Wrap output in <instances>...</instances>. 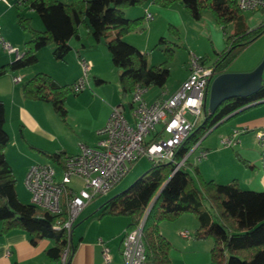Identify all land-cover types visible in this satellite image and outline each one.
I'll return each instance as SVG.
<instances>
[{"label":"trees","instance_id":"16d2710c","mask_svg":"<svg viewBox=\"0 0 264 264\" xmlns=\"http://www.w3.org/2000/svg\"><path fill=\"white\" fill-rule=\"evenodd\" d=\"M146 1L16 0L18 10L23 7L33 11L44 28L34 29L29 17L21 12L18 14L17 25L29 35V39L21 56L0 65V77L34 65L37 52L47 45L53 46L52 57L63 61L71 51L70 40L79 39V27L84 26L96 43L103 41L117 70L123 97L130 95L137 85L163 88L169 77L166 63L172 58V48L166 46L164 49L163 53L167 54L165 61L148 66L147 54L122 39L124 35L140 29L144 21L143 17L126 18L124 10L141 6ZM153 3L162 8L179 3L195 20H199L201 12L208 9L223 30L227 25L232 26L225 48L216 54L212 63L216 74L226 72L238 53L264 32V19L255 28L245 25L236 0H153ZM168 29L175 27L169 25ZM159 42L166 41L161 37ZM20 88L24 98L50 104L60 119H65V99L71 92L69 84H60L48 74L36 73ZM261 100H264V80L254 94L229 98L212 114L205 110L203 122L196 125L178 147L174 162L152 164L127 189L105 200L94 217L123 216L127 219L125 231H131L142 223L144 264H171V245L159 230V222L175 220L184 213H191L196 219L197 227L191 235L193 240H212L210 257L213 264H264V191L242 189L237 179L227 183L204 180L198 168L189 164L188 159L172 172L175 163L183 159L198 141L204 140L217 122ZM4 126L5 109L0 100V235L21 231L28 235L31 243L40 238L53 239L54 246L45 251L46 257L50 262L60 264L61 253L69 246L65 263L69 264L75 245L72 239L68 240L65 230L53 229L59 217L31 203L25 204L17 196L16 180L5 155L10 137ZM34 149L48 160L63 165L65 156L62 152ZM235 156L245 164L237 152ZM188 164L193 169V175L187 169Z\"/></svg>","mask_w":264,"mask_h":264},{"label":"crops","instance_id":"0c3cea01","mask_svg":"<svg viewBox=\"0 0 264 264\" xmlns=\"http://www.w3.org/2000/svg\"><path fill=\"white\" fill-rule=\"evenodd\" d=\"M58 1L66 2L68 0ZM151 1V3L154 4L153 0ZM6 2L8 4L0 1V37H2L13 48L16 49L18 56H21L24 53V44L29 39V35L21 31V29L17 25V16L20 11L14 8L16 7V0H6ZM145 3L139 6V13L132 12L131 10H128V8H126L124 10L125 17L128 19H134L138 17L144 18L145 12H149L147 7L144 8V10L141 9V7L145 5ZM171 6L167 7V9H170ZM34 14L35 13L31 10H27V13L24 14L25 16L30 18L31 24L33 23L32 20L34 18ZM151 16V19L148 21L153 20V23L155 20L153 19L152 14ZM152 23H147L150 28H152ZM145 25L146 24H144V26ZM33 27L42 30V28H40L38 25H34ZM144 29L145 27H141L139 30ZM135 31H138V29ZM128 36L129 35H126L123 39L126 42L131 43L126 39ZM69 43L71 46V51L63 61H56L52 57L51 53L53 46L47 45L37 52V61L34 65L25 69L15 71L13 73H7L0 77V100L3 101L5 109L4 127L9 134L10 145H13V147H15L17 150V154L19 157L17 166H21L17 170V167L13 163L14 159H12V156H9V153L6 152L7 150L5 149L6 159L10 167L12 168V172L15 177L17 170L19 174L24 178L27 169L36 162L51 164L56 169L59 175L62 164L52 162L48 160L44 155L42 156L47 159L46 161H37L36 153L38 152L34 148H38L49 153L62 152L66 157L77 154L79 151L78 145L80 143L88 146H95L97 140L95 132L98 128L102 127L105 124L111 108L118 104H123L125 106V104L120 101L119 97L120 95L121 99L125 98L121 94L118 83L117 70L115 72L116 80L114 81V90L111 86H108L110 80L113 81V79H111V77L107 75V69L105 68H109L111 69V71L112 68L111 66H109L111 59L107 49L101 48V45H104L103 41L96 43L91 35H89L87 30L83 33L79 31V39H71ZM138 50L140 52H144L142 49ZM96 51H98V55ZM79 57H82L90 61L91 63L90 81L88 88L80 93H74L75 97L72 100L76 103L77 107L82 110H88L91 108L96 110L97 106L101 107V110L99 109L100 112L99 110L96 112L97 124L95 127L91 128L89 132L83 130L82 124L76 122L71 116L70 111H67V109L65 119L61 120L64 128L56 125L54 115L57 114L53 111L52 108H50V104L42 101L24 98L20 88V85L24 81L28 80L36 73L48 74L60 84L71 85L81 75V67L78 60ZM16 58L17 55L15 53H8L0 47V65L14 61ZM101 58L104 59V62H106L104 63V65L103 63L100 64V62H98ZM68 62L73 66V69L71 68V71H69L70 67L68 66V64H66ZM187 75L188 72L181 79L177 88L172 90V92L180 87L181 83L186 79ZM14 78H19V80L15 82ZM147 90L148 88H146V91ZM162 90L163 89L156 93L152 97V99L144 98L145 101L148 103L154 101L160 95V92ZM129 101L127 102L128 113L130 107ZM259 106L263 107L255 108ZM260 109H264V101L251 105L243 109L242 111L230 115V117L222 121L216 127L218 128L227 120L238 115L239 113L249 110L248 118L241 123H237V125L232 127L229 133L225 135L229 136L234 130H238L240 132L239 143L235 146L236 148L238 146V151L235 150V153L237 152L239 154V156L244 160L245 164L238 161L237 165H239L240 168H238L235 173H232L231 170L224 171L219 174L218 177H214V179L211 180L217 181V178H219V180L221 181L217 182L227 183L232 179H237L242 189L264 191V147L260 148L255 141V132L264 128V110L259 112ZM13 124L16 125L17 131L14 130L12 126ZM8 125L10 126L8 127ZM216 128H214L213 130H215ZM243 129L245 130L243 131ZM212 131L208 132L207 134L209 135ZM207 134L206 136H208ZM27 136H31V138L29 139V137L27 138ZM70 136H74L73 138L76 140V143L73 144L72 142H70ZM222 137H220V139ZM203 150L208 151L206 154L207 156L209 153V148H205ZM199 172L201 178L204 179L205 173L203 169H200ZM98 208L96 209V211H94L95 213L89 215L90 217L88 216L89 220L85 225L83 224L82 226L74 230V226L77 223L80 214L85 210V208L79 213L74 223L71 235V239L75 247L69 260V264H123L121 257V241L125 232L127 220H124L121 225L111 228V234L109 235V237L107 236L109 238L108 244L110 243V250L107 242H105V240L100 237L101 235L106 236V230H104L105 228H101L100 230L94 232L91 231L89 227L94 221H105V223H108L107 225L116 223L105 219L120 216H105L101 219H96L94 216L98 213ZM86 215L87 213L83 216L85 217ZM179 232L177 233V236L184 239L179 235ZM162 234L167 237L164 232H162ZM99 238L103 240V245L109 248L110 261L108 263L103 262L102 245L98 243ZM53 246L54 240L49 238H40L37 239L35 243H31L28 235L21 231H15L10 234L0 235V264H54L50 262L45 255V251Z\"/></svg>","mask_w":264,"mask_h":264},{"label":"built area","instance_id":"2783aa9c","mask_svg":"<svg viewBox=\"0 0 264 264\" xmlns=\"http://www.w3.org/2000/svg\"><path fill=\"white\" fill-rule=\"evenodd\" d=\"M0 1L8 4L6 0ZM236 4L241 12L264 10V0H236ZM151 17L149 12H145V20ZM0 47L19 57L16 49L2 37ZM78 60L81 75L70 85L76 94L88 88L91 69L90 61L82 57ZM216 75L212 64L206 65L202 57L191 53L188 75L177 90L169 92L163 89L154 101L148 103L144 99L146 88L137 85L130 94V120L125 117L123 104L113 106L105 124L95 132V146L80 143L77 154L64 158L59 175L49 163H35L27 169L24 185L31 195V204L58 216L53 229L65 230L70 240L79 213L95 197L106 195L139 158L146 157L153 165L174 162L178 147L198 125L201 113L207 111L209 86ZM18 80L14 78L15 82ZM239 135L240 132L234 130L229 136L222 137L221 146L235 147L239 143ZM255 141L260 148L264 147V128L255 132ZM199 144L201 140L175 163L172 172L184 165ZM206 154V150H201L197 159L206 157ZM73 179L81 182L79 190L75 189ZM179 235L186 239L191 237L187 230L180 231ZM98 243L102 245L103 262L108 263L109 249L101 238ZM68 248L61 253L60 264L66 263ZM121 257L123 264H144L142 223L124 232Z\"/></svg>","mask_w":264,"mask_h":264},{"label":"rangeland","instance_id":"374dc122","mask_svg":"<svg viewBox=\"0 0 264 264\" xmlns=\"http://www.w3.org/2000/svg\"><path fill=\"white\" fill-rule=\"evenodd\" d=\"M151 0H147L144 6L141 9L147 7L150 14L153 15L152 21H147L144 19L142 27H145L144 30L132 31L126 35H129L126 39L131 42L130 45L137 47L138 49H142L147 53V64L148 66H156L162 63L167 59V54H164L163 51L166 46H169L173 50L172 58L167 61L166 66L169 70V77L163 88L159 87H149L148 90L144 94V98L152 99V97L158 93L161 89H166L169 92H172L175 88H177L181 79L188 72V60L190 54H194L198 57H203L206 65H211L216 58V54L220 53L226 46V38L232 33V26L227 25L223 30L216 22L213 13L205 9L201 12V17L199 20H195L190 17L185 9L181 6V4L173 3L170 9L161 8L157 4H152ZM18 9L17 7H14ZM139 6L129 7L128 10L132 12L139 13ZM19 11L22 14L27 13L26 8H19ZM244 23L247 27L255 28L258 26L264 19V10L258 9L252 12H242ZM31 25H38L40 28H44L43 23L38 15L34 14V18L32 20ZM152 23V28L149 27L148 24ZM144 24H146L144 26ZM169 25L175 27V29H168ZM32 26V27H33ZM34 28V27H33ZM36 29V28H34ZM152 29V31H151ZM39 30V29H36ZM80 32H85L86 27L80 26ZM112 30H110L111 32ZM124 35L122 39L126 36ZM165 39V43H160V38ZM74 40V39H72ZM124 40V39H123ZM125 41V40H124ZM126 42V41H125ZM128 43V42H127ZM101 48L105 45H101ZM100 48V47H99ZM106 50V49H105ZM97 55H98V51ZM52 53V52H51ZM68 55V54H67ZM100 56V55H99ZM264 58V32L251 42L248 46L242 49L238 55L232 60V62L227 67L226 72L230 73H245L253 70L256 66L260 64V62ZM79 59V58H78ZM110 60V59H109ZM67 62V59H66ZM98 62H104V59H100ZM69 71L73 66L68 62ZM111 69H107V75L113 79L110 80L109 85L114 90L115 88V72L116 69L113 67L111 61L109 63ZM46 67V66H45ZM104 67V66H103ZM72 74V73H71ZM113 74V75H112ZM110 79V78H109ZM262 79L264 80V67L262 71ZM93 84V82H92ZM75 97V94L71 91L67 99H65V108L67 111H70L71 116L78 123L82 124V128L84 131L89 132L91 128L96 126V112L101 107L97 106L96 110L91 108L88 110L79 109L76 103L72 100ZM120 101L125 104L126 112L125 117L130 120L129 113L127 112L128 104L127 102L130 100V96H126ZM51 106V105H50ZM263 106L255 107L262 108ZM52 108V107H50ZM95 108V107H94ZM52 110V109H51ZM99 110V112H100ZM254 110V109H251ZM264 109H260L262 111ZM248 111H244L239 113L238 115L230 118L221 126L213 130L204 140L201 141L200 146L189 155L188 163L193 164L198 168V170L203 169L205 176L204 179L211 180L214 177H218L224 171H235L240 168L237 165V158L235 156V150L238 151L237 148H223L219 144L220 137L225 136L229 133L230 129L237 125V123H241L245 119L248 118ZM54 120L56 125H59L61 128H64L61 119L59 116L54 115ZM204 120V112L201 113L199 118V123L201 124ZM10 125H8L9 127ZM14 130L17 131L16 125H12ZM157 129L160 128L159 125L156 126ZM12 137V136H11ZM31 138V136H27V138ZM74 136H70L73 144L76 143V140L73 138ZM9 147V148H8ZM29 147V146H28ZM209 148V153L205 158L197 159L198 153L205 149ZM7 150V151H6ZM6 152L9 153V156H12L14 159V164L17 167V170L21 166H17L19 157L17 154V150L13 145L8 144L6 148ZM207 151V150H206ZM208 152V151H207ZM37 161L44 162L47 159L42 155L36 153ZM37 163V162H36ZM187 165V169L190 174H194L191 166ZM152 166V162L146 157L139 158L135 163L132 164L129 171L124 175V177L106 194L102 196L95 197L86 207L85 210L80 214L77 223L74 226V230L89 220V215L95 213L96 209L108 198L111 196L122 192L127 189V187L139 178L142 174L149 170ZM16 170V180L15 190L19 200L25 204L31 203V195L26 189L24 185V178L19 174ZM238 173V171H237ZM236 173V174H237ZM217 181L219 178H217ZM215 181V182H217ZM220 183V182H217ZM73 185L76 190H79L82 186L79 180L73 179ZM87 215L84 217L83 215ZM83 216V217H82ZM89 216V217H88ZM88 217V218H86ZM105 220H110L116 223L107 225L105 221H94L89 229L91 231H98L101 228H105L106 236L101 235L107 245L110 248V243L108 244L109 235L111 234V228L119 226L123 223L124 220H127L125 217H113ZM101 222V223H99ZM121 222V223H120ZM101 224V225H99ZM102 226V227H101ZM197 227V222L195 217L191 213H184L180 217L175 220H163L159 222V230L164 232L167 235V239L170 242L171 249L169 251V258L171 264H213L210 257V246L212 244L211 239L206 240H193L191 238L182 239L177 236L179 231L187 230L191 235H193L194 230ZM108 236V237H107ZM108 248V247H107ZM108 248V249H109ZM111 250V248H110Z\"/></svg>","mask_w":264,"mask_h":264},{"label":"water","instance_id":"95a60500","mask_svg":"<svg viewBox=\"0 0 264 264\" xmlns=\"http://www.w3.org/2000/svg\"><path fill=\"white\" fill-rule=\"evenodd\" d=\"M264 67V58L253 70L245 73L223 72L217 74L211 81L208 91L207 113H214L219 105L229 99L236 97H247L257 92L262 86V71ZM264 100L248 104L217 122L210 130L216 128L222 121L230 115L242 111L243 109L261 103Z\"/></svg>","mask_w":264,"mask_h":264}]
</instances>
